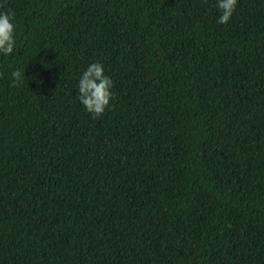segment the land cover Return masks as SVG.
<instances>
[{"label":"trees","instance_id":"16d2710c","mask_svg":"<svg viewBox=\"0 0 264 264\" xmlns=\"http://www.w3.org/2000/svg\"><path fill=\"white\" fill-rule=\"evenodd\" d=\"M0 264H264V0H0ZM113 80L93 118L76 81ZM24 71L12 86L8 73Z\"/></svg>","mask_w":264,"mask_h":264},{"label":"clouds","instance_id":"9594fccd","mask_svg":"<svg viewBox=\"0 0 264 264\" xmlns=\"http://www.w3.org/2000/svg\"><path fill=\"white\" fill-rule=\"evenodd\" d=\"M217 15L215 22L226 25L231 19L238 0H214ZM19 48L15 15L11 9L0 10V57L13 55ZM10 84L17 85L24 71L14 67L10 73ZM77 101L85 112L93 118L102 115L111 107L114 99L113 80L107 73L104 64L99 61L88 62L80 71L76 81Z\"/></svg>","mask_w":264,"mask_h":264}]
</instances>
